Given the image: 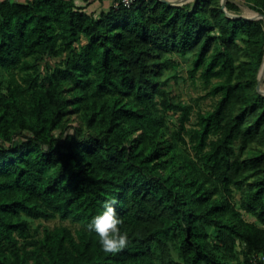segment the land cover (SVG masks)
Instances as JSON below:
<instances>
[{
  "label": "trees",
  "instance_id": "obj_1",
  "mask_svg": "<svg viewBox=\"0 0 264 264\" xmlns=\"http://www.w3.org/2000/svg\"><path fill=\"white\" fill-rule=\"evenodd\" d=\"M246 1L264 14V0ZM65 52L40 77V58ZM175 54L192 56L191 78L218 79L214 107L190 128L191 106L159 80ZM262 61L264 19L230 17L219 0H134L96 15L73 0H1L0 264H253L264 150L243 155L264 140ZM112 199L129 236L116 254L86 228ZM56 217L77 226L31 232L30 220Z\"/></svg>",
  "mask_w": 264,
  "mask_h": 264
},
{
  "label": "rangeland",
  "instance_id": "obj_2",
  "mask_svg": "<svg viewBox=\"0 0 264 264\" xmlns=\"http://www.w3.org/2000/svg\"><path fill=\"white\" fill-rule=\"evenodd\" d=\"M96 1H97L96 2L97 6L99 1V5L101 6V8L106 7L108 3L107 0H106L107 3L105 0H96ZM193 1L194 0H184L182 4L185 3L191 4L193 3ZM230 1H232L237 6V9L234 11L227 10L228 13L226 12V14L228 16H230L229 14H233V15H242L248 18H255V16H251L249 14V12L252 11L253 9L250 8V4L246 0H230ZM221 2L222 0H219L220 5ZM96 9L98 8H95L94 12H92L95 15L98 14V10ZM80 41L82 43L84 42L83 39H81ZM239 44L241 46V50L237 54L236 64L237 66H239L238 69H241L244 63L247 61V54L244 49L245 43L243 41H240ZM68 54L69 52H65L57 57L55 56L41 57L37 63V73L40 74V77H44V75L47 72L52 71L55 66L60 64L62 59ZM191 59H192L191 55L189 56H181L179 54L173 55L171 62L168 63L167 68L164 69L163 74L159 77V80L162 82L166 80L163 86L169 92L173 101L175 102L179 101L191 106L190 118L186 123L187 128L194 127L197 120V113L211 110L214 107V104L217 99V96L208 95L207 93L211 88L212 84L216 82L218 79L212 78L211 83L205 85L202 79L199 77V73H200L199 71L195 74L194 78H191L189 76V69L192 65ZM257 80H258V75H257ZM256 85L257 83L254 85V89L257 91ZM178 115H179V111H170L168 113L166 120L168 126L166 133L168 134H166V137H169V132L176 129ZM65 122L68 124L77 125L79 123L77 114L70 112L67 115ZM260 150H264V140L262 141L256 140L251 144H249L248 149L244 153L243 157L245 158L250 157ZM239 199H240V192L234 190L233 201L237 202L239 201ZM244 217L251 221L254 220V217L248 214H245ZM29 224H30L31 232H34L35 228L38 229L39 232H41L43 227H53L55 225H60V224L67 225L71 228L77 226V223L72 222L69 219H60L58 217L48 220H42V219L30 220ZM236 249H238V247Z\"/></svg>",
  "mask_w": 264,
  "mask_h": 264
},
{
  "label": "clouds",
  "instance_id": "obj_3",
  "mask_svg": "<svg viewBox=\"0 0 264 264\" xmlns=\"http://www.w3.org/2000/svg\"><path fill=\"white\" fill-rule=\"evenodd\" d=\"M116 204L115 199L105 201L102 213L94 216L86 225L88 231L96 233L102 250L108 254L118 253L129 243L128 233L121 232L123 220L116 211Z\"/></svg>",
  "mask_w": 264,
  "mask_h": 264
},
{
  "label": "water",
  "instance_id": "obj_4",
  "mask_svg": "<svg viewBox=\"0 0 264 264\" xmlns=\"http://www.w3.org/2000/svg\"><path fill=\"white\" fill-rule=\"evenodd\" d=\"M161 1L162 2H165V3H168L170 5H182V3H183V2L179 3V2H176V1H172V0H161ZM225 2H226V0H222L221 6H222V9L225 12H227V9H226V6H225ZM229 15H230V17H234V18L242 17V18H246V19H264V14L259 13V12H257V15L255 16V18H248V17L242 16V15H233V14H229ZM262 66H264V61H262L261 67L259 69L258 80H257V85H256V89H257V91L259 93H264L261 90V85H264V78H261L259 76L260 75V70H261Z\"/></svg>",
  "mask_w": 264,
  "mask_h": 264
},
{
  "label": "crops",
  "instance_id": "obj_5",
  "mask_svg": "<svg viewBox=\"0 0 264 264\" xmlns=\"http://www.w3.org/2000/svg\"><path fill=\"white\" fill-rule=\"evenodd\" d=\"M1 1V0H0ZM77 5H81V6H84L85 9L89 12H94L95 8H98L96 10H98V12L101 10V9H105L107 8L109 5L112 4L113 0H107L106 3H107V6L106 7H102L99 5V1H98V6L96 5V0H73ZM103 1V2H105Z\"/></svg>",
  "mask_w": 264,
  "mask_h": 264
},
{
  "label": "built area",
  "instance_id": "obj_6",
  "mask_svg": "<svg viewBox=\"0 0 264 264\" xmlns=\"http://www.w3.org/2000/svg\"><path fill=\"white\" fill-rule=\"evenodd\" d=\"M133 1L134 0H114L112 4L114 7H117L119 4L129 7L133 3ZM258 261H261V263L264 264V254L253 257V264H258Z\"/></svg>",
  "mask_w": 264,
  "mask_h": 264
},
{
  "label": "bare ground",
  "instance_id": "obj_7",
  "mask_svg": "<svg viewBox=\"0 0 264 264\" xmlns=\"http://www.w3.org/2000/svg\"><path fill=\"white\" fill-rule=\"evenodd\" d=\"M173 1V0H172ZM174 1H178V2H184V0H174ZM249 14L251 16H256L257 15V12L256 11H250ZM261 78H264V66H262L261 70H260V75H259ZM261 90L262 92H264V85H261Z\"/></svg>",
  "mask_w": 264,
  "mask_h": 264
}]
</instances>
